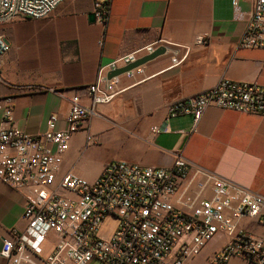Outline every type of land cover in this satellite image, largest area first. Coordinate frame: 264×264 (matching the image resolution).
<instances>
[{
	"label": "crops",
	"instance_id": "crops-1",
	"mask_svg": "<svg viewBox=\"0 0 264 264\" xmlns=\"http://www.w3.org/2000/svg\"><path fill=\"white\" fill-rule=\"evenodd\" d=\"M232 1L64 0L44 18L1 23L0 36L8 49L0 58V101L11 98L12 115L5 122L0 111V128L38 136L55 115V129H66L69 99L78 94L80 102L89 105L84 87L96 81L100 67L164 39L171 45L131 68L132 78L124 72L113 76L116 88L124 90L108 104H98L94 115L71 135L56 181L72 172L92 183L112 161L169 169L179 154L189 172L171 197L177 210L189 211L210 198L209 187L202 192L196 188L200 171L264 196L263 116L209 105L193 132L190 116L169 118V131L162 132L171 102L211 88L221 79L264 87V48L239 46L251 4L237 0L235 7ZM97 2L108 3L104 28L88 18ZM199 36L207 39L206 45L195 44ZM109 72L103 74L105 79ZM54 149L51 146L50 152ZM27 191L0 180V249L3 239L25 227L22 214ZM237 227L264 241V227L254 219L243 217ZM214 239L221 243L212 244L210 256L229 238L217 233L207 245ZM55 242V234L48 232L38 252L23 249L14 264H45ZM0 264L11 263L0 257Z\"/></svg>",
	"mask_w": 264,
	"mask_h": 264
},
{
	"label": "built area",
	"instance_id": "built-area-1",
	"mask_svg": "<svg viewBox=\"0 0 264 264\" xmlns=\"http://www.w3.org/2000/svg\"><path fill=\"white\" fill-rule=\"evenodd\" d=\"M63 1L0 0V24L44 18ZM248 1L251 10L239 46L264 48V0ZM232 4L236 7L237 0ZM92 13L96 23L104 28L108 3H95ZM195 44L206 45L207 39L196 37ZM166 45L171 43L157 39L100 67L96 81L84 87L89 105H83L78 94L69 99L64 130L55 129V115L48 118L47 130L38 136L12 127L0 128V180L28 190L22 214L25 227L2 240L1 258L14 264L23 249L38 252L47 233L53 232L56 242L44 258L45 264H187L217 233H223L228 241L210 256L207 264H231L232 259L242 264H264V241L237 227L243 217L264 227V196L200 171L196 188L202 192L209 187L210 198L189 211L177 210L171 197L189 172L179 154L169 169L112 161L103 166L92 183L72 172L56 181L61 155L67 150L71 135L94 115L98 104H108L124 90L116 88V77L105 79L103 74L127 67L138 57ZM7 49L6 40L0 36V58ZM124 73L133 77V69ZM39 89L57 92L49 87ZM209 105L264 117V87L221 79L211 88L171 102L162 132L169 131L166 121L178 116L192 117L193 132ZM0 111L5 122L11 120L10 97L0 101ZM51 146L54 152H50ZM106 215L117 218V227L108 240H103L97 230Z\"/></svg>",
	"mask_w": 264,
	"mask_h": 264
},
{
	"label": "rangeland",
	"instance_id": "rangeland-1",
	"mask_svg": "<svg viewBox=\"0 0 264 264\" xmlns=\"http://www.w3.org/2000/svg\"><path fill=\"white\" fill-rule=\"evenodd\" d=\"M117 227V218L113 215H106L98 230H97V236L100 239L108 240L114 233L115 229ZM221 243L220 239H214L207 245V247H204L202 251L196 256L190 259L187 264H207L210 258L211 254V247L212 244H219ZM205 245V246H206ZM243 262L240 261V263L231 262V264H242Z\"/></svg>",
	"mask_w": 264,
	"mask_h": 264
},
{
	"label": "water",
	"instance_id": "water-1",
	"mask_svg": "<svg viewBox=\"0 0 264 264\" xmlns=\"http://www.w3.org/2000/svg\"><path fill=\"white\" fill-rule=\"evenodd\" d=\"M88 18H89V20L93 21L94 20L93 13L89 14ZM163 52H164V49L160 48L158 50H155L153 53H151L150 55H148L146 58H143L142 60H138V61L134 62L133 64H130L127 67L119 68V69H116V70H112V71L109 72L108 78L109 77H113V76L120 75L123 72H125V71H127V70H129V69H131V68H133L135 66H137L138 64H141V63H143L145 61H148V60H150V59H152V58H154V57L162 54Z\"/></svg>",
	"mask_w": 264,
	"mask_h": 264
}]
</instances>
